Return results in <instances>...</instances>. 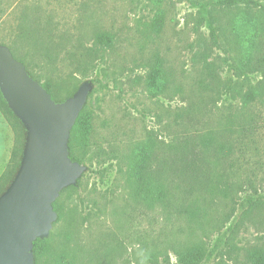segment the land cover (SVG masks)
<instances>
[{
  "label": "rangeland",
  "instance_id": "1",
  "mask_svg": "<svg viewBox=\"0 0 264 264\" xmlns=\"http://www.w3.org/2000/svg\"><path fill=\"white\" fill-rule=\"evenodd\" d=\"M216 1L0 0V43L28 37H17L13 56L27 55L36 81L58 98L91 85L82 109L93 118L86 171L56 200L39 264L63 253L71 264H179L175 251L194 246L206 252L201 264L264 257V0L251 8ZM203 5L216 18L214 36L198 20ZM103 34L110 46L98 43ZM249 61L255 71L241 75ZM153 70L166 84L158 93L147 85ZM250 89L258 97L245 107ZM140 145L167 161L152 182L165 202L136 196ZM13 146L0 111V176ZM192 155L204 161L184 171Z\"/></svg>",
  "mask_w": 264,
  "mask_h": 264
},
{
  "label": "water",
  "instance_id": "2",
  "mask_svg": "<svg viewBox=\"0 0 264 264\" xmlns=\"http://www.w3.org/2000/svg\"><path fill=\"white\" fill-rule=\"evenodd\" d=\"M0 90L27 130L20 169L0 197V264H35L34 242L47 239L57 220L53 204L86 171L70 159L68 142L91 85L83 83L71 98L56 102L0 45Z\"/></svg>",
  "mask_w": 264,
  "mask_h": 264
},
{
  "label": "trees",
  "instance_id": "3",
  "mask_svg": "<svg viewBox=\"0 0 264 264\" xmlns=\"http://www.w3.org/2000/svg\"><path fill=\"white\" fill-rule=\"evenodd\" d=\"M240 4L245 5L247 8H251L252 5H255L250 0H217L215 7H226V8H236ZM264 11V10H263ZM199 22H206L209 28L211 29L212 36L215 35V29L213 25L216 23V18L212 14V9H208L205 5L201 7L198 11ZM254 31V30H253ZM22 41H26L28 37H19ZM15 38L12 45H6L0 43V45L8 46L13 53V55L18 57V50L21 48L20 39ZM100 45L110 46L111 38L105 34L100 35L97 39ZM20 61L23 64H27V55L20 56ZM28 74L35 80L29 70ZM237 71L240 74H245L247 71H255L252 67L251 61L241 64ZM161 72L159 70H153L149 74L147 81L148 89L150 91H155L156 93L161 92L165 89L166 84L161 80ZM43 87L51 94L52 98L57 99L56 102H63L68 98H71L74 94H68L65 97L58 98L60 95L59 92H54L49 82L42 84ZM244 106H248L255 102L258 97V92L254 89H250L241 95ZM0 111L4 117L9 122L13 132H14V146L11 153L10 161L7 165L5 172L0 176V197L6 192L8 187L12 184L15 179L24 156V151L26 147L27 140V130L24 124L17 118L13 111L8 106L5 101L2 92L0 90ZM92 114L87 113L86 110L81 111L79 117L76 120L74 127L70 132V138L68 142L69 146V157L72 161L82 164L85 160V155L88 149L91 147L93 126H92ZM246 130V128H245ZM196 157L192 155L190 158L186 157L182 160V168L184 171L187 170H196V162L204 160H195ZM104 159L102 163H105ZM133 165L131 168V177L132 182L135 186V193L137 197H141L144 200H151L150 202H165L167 200V193L161 185H152L153 181H156V176H160L165 172L167 161L160 163L158 158L154 155V151L150 147L145 145H140L134 154ZM101 161L97 160V163ZM160 163V164H159ZM148 200V201H149ZM54 210L58 213L59 206L58 202L53 204ZM48 245V239L37 240L33 245L34 260L35 264H39L41 256L46 253ZM175 256L179 264H201L206 257L205 250L200 246H194L187 248L185 250H176ZM252 261L254 264H264V257L259 253L251 254ZM150 261L156 264L155 258L151 257ZM56 264H71L68 259L67 253H63L59 260H56ZM165 264L170 263V259L166 257L164 259Z\"/></svg>",
  "mask_w": 264,
  "mask_h": 264
}]
</instances>
